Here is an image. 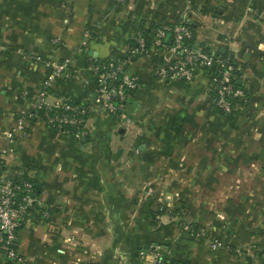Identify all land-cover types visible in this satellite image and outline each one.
<instances>
[{"label":"crops","instance_id":"obj_1","mask_svg":"<svg viewBox=\"0 0 264 264\" xmlns=\"http://www.w3.org/2000/svg\"><path fill=\"white\" fill-rule=\"evenodd\" d=\"M181 20L198 43L236 56L244 97L232 117L217 108L204 70L192 82L160 80L159 55L132 52L142 27L153 34V25ZM128 57L140 89L128 96L124 126L102 111L91 67ZM65 59L70 72L47 101L89 105L84 135L27 119L10 146L6 133L31 111L46 63ZM4 147L0 183L32 178L50 215L32 211L19 264H144L151 244L176 264H264V0H0ZM183 225L206 229L209 240Z\"/></svg>","mask_w":264,"mask_h":264},{"label":"built area","instance_id":"obj_2","mask_svg":"<svg viewBox=\"0 0 264 264\" xmlns=\"http://www.w3.org/2000/svg\"><path fill=\"white\" fill-rule=\"evenodd\" d=\"M126 3L129 0H119ZM151 35V45L148 47L144 38L137 37L138 48L131 49L135 52L154 51L159 55L155 65L154 75L160 80H178L192 82L199 71L209 74L214 58L202 51L184 45V40L196 38L192 29L182 22H164ZM167 32H173L171 43H165ZM90 38V31L86 32L85 39ZM131 58L111 59L107 62L94 64L92 72L97 78L96 98L100 102L103 112L122 118L126 113L128 96L140 89V83L135 77L127 73ZM71 59L60 63H46L50 71L45 75L42 88L34 101L31 111L22 115L18 126L6 133L7 142L13 146L18 133L24 132V121L27 119L41 118L50 130L68 131L76 137H81L85 132L86 121L90 112L89 105L73 102H57L51 104L47 101L54 81L70 72ZM223 71L219 81H211V88L215 95L216 106L225 115H232L240 106V99L244 91L234 88L233 73L235 67L228 61L222 62ZM231 98L237 100L233 106ZM124 126L131 120L122 118ZM11 151L10 148L0 149V172L4 166V157ZM38 187L34 180L20 177L6 179L0 183V264H19L23 257L19 251V234L32 220V211L39 206V212L44 220L49 219V212L38 200ZM183 231L191 236L208 241L207 232L189 225H183ZM213 250L221 249L218 241L211 240ZM145 260L144 264H174L159 244H151L147 250L140 253Z\"/></svg>","mask_w":264,"mask_h":264},{"label":"trees","instance_id":"obj_3","mask_svg":"<svg viewBox=\"0 0 264 264\" xmlns=\"http://www.w3.org/2000/svg\"><path fill=\"white\" fill-rule=\"evenodd\" d=\"M180 22L185 23L186 25H188L192 31L195 33V28L191 23H187L185 22V20H181ZM160 25H153L151 32L154 33V31L157 28H160ZM92 31V36L95 37V31L94 30H90ZM142 38L145 39L147 46L149 47L151 45V35L150 32L148 33L144 27H142L140 34H139ZM173 40V32H167L166 33V37H165V43H171ZM184 45L190 46V48L192 49H197L200 48L202 49V51L208 55H211L214 58V62L213 65L211 66V68L209 69V74H210V79L211 81H219L221 78V74L223 71V67H222V62H226L228 61L231 65H233L235 67V71L233 73V83H234V88L237 90H242L243 91V85L242 82L239 80V75L242 74V71L239 70V64L237 62L236 56L234 55L233 52L229 51L227 48L224 51H212L210 49V47H208L205 43H198L196 41V38H192L189 40H184L183 42ZM138 48V43H137V38L131 42V49H136ZM108 60L104 61L107 62ZM97 64V63H96ZM216 95V94H215ZM231 102L233 104V106H235L237 104V100L234 98H231ZM222 114H224L221 110H219ZM237 111H234V113L232 115H226L227 117H232ZM225 115V114H224ZM153 215L156 216L155 213H153ZM197 227V226H196ZM197 229V228H196ZM176 264V263H174Z\"/></svg>","mask_w":264,"mask_h":264},{"label":"rangeland","instance_id":"obj_4","mask_svg":"<svg viewBox=\"0 0 264 264\" xmlns=\"http://www.w3.org/2000/svg\"><path fill=\"white\" fill-rule=\"evenodd\" d=\"M26 178H29V179H32V178H30V177H26ZM33 180V179H32ZM150 195H154L155 196V191H154V189H152V192H151V194ZM157 195H159V193H157ZM157 197H155V199H156ZM181 208V207H180ZM180 208H178V210L180 209ZM157 209H158V211H157V215H161V214H163V213H165V208L164 207H162V206H158L157 207ZM161 209V210H160ZM186 209V208H185ZM172 211V210H171ZM179 211H181V210H179ZM186 215V212H183V213H181V216L182 217H184ZM194 225V224H193ZM192 227H194V226H192ZM194 228H196V227H194ZM201 229V228H200ZM203 230H205L206 231V229H204V228H202Z\"/></svg>","mask_w":264,"mask_h":264},{"label":"water","instance_id":"obj_5","mask_svg":"<svg viewBox=\"0 0 264 264\" xmlns=\"http://www.w3.org/2000/svg\"><path fill=\"white\" fill-rule=\"evenodd\" d=\"M41 189V187H38V191H37V194L39 195L40 194V190Z\"/></svg>","mask_w":264,"mask_h":264}]
</instances>
